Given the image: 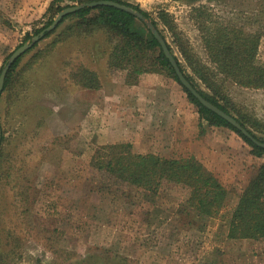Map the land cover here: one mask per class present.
Returning a JSON list of instances; mask_svg holds the SVG:
<instances>
[{"label":"rangeland","instance_id":"374dc122","mask_svg":"<svg viewBox=\"0 0 264 264\" xmlns=\"http://www.w3.org/2000/svg\"><path fill=\"white\" fill-rule=\"evenodd\" d=\"M51 1L0 0V70L10 53L47 20ZM124 1L150 13L188 72L178 43L208 63L193 13L202 6L212 20L261 32L257 61L264 65V0ZM59 5L78 3L62 0ZM161 12L174 26V34L157 16ZM26 33L31 36L23 41ZM48 40H39L20 66ZM108 51L102 34L68 39L24 71L10 96L1 92L0 263L116 264L83 261L114 254L124 264H264V241L227 237L232 206L262 161L228 128L198 119L203 123L200 132L210 129L227 150L233 153L234 145H239L240 165L230 168L229 176L222 175L220 183L229 198L215 217L201 219L182 212L188 190L178 184L163 183L151 202L134 191L122 196V187L111 183L104 187L105 177L89 166L99 147L130 143L135 153L152 151L170 158L165 137L170 105L181 103V98L188 105L184 110L197 114L166 73L130 76L125 70H109ZM78 67L94 71L100 86L87 89L75 84L70 73ZM199 86L208 91L200 82ZM222 90L236 109L264 121V89L224 81ZM142 123L158 132L148 140L151 144L139 136Z\"/></svg>","mask_w":264,"mask_h":264},{"label":"trees","instance_id":"16d2710c","mask_svg":"<svg viewBox=\"0 0 264 264\" xmlns=\"http://www.w3.org/2000/svg\"><path fill=\"white\" fill-rule=\"evenodd\" d=\"M61 1L50 2L46 10L47 20L41 27L34 29V34L49 25L54 15L67 6L59 5ZM91 1L97 0H77V3ZM113 1L139 11L157 28V22L149 12L124 0ZM193 13L202 34V44L208 63H202L190 49L178 43L185 62L184 66L190 72L186 71L174 56L178 66L186 79L206 100L235 117L256 140L264 143V121L255 119L241 109H236L222 90L224 81L244 88L264 89V65L257 61L262 33L247 31L242 26L230 22L212 20L210 13L203 6L194 8ZM157 16L174 34L175 28L166 14L161 12ZM158 31L162 35L159 29ZM94 34H102L109 44L106 61L109 70H125L130 76L143 72L166 73L182 88L187 100L195 106L199 119L205 120L209 126H221L233 131L249 147L251 155L262 159L256 167V172L232 206L227 237L264 241V148L254 144L224 119L202 106L180 84L156 39L145 25L130 13L112 6L98 5L85 6L64 15L52 31L44 33L41 40H49L42 48L32 53L29 60L20 66L22 57L34 49L37 44L35 43L12 63L4 79L2 94L10 96L14 91L15 83H21L24 71L45 58L57 45L71 38ZM30 36L26 33L23 41ZM168 48L172 52L169 46ZM70 78L75 84L87 89H97L100 86L95 72L85 67H78L71 72ZM198 81L208 91L200 88ZM3 142L2 131L0 156ZM89 166L105 177L104 187H112L109 183L122 187L119 194L125 197H129L131 191L140 193L144 196L145 202H151L150 199L161 191L163 183L184 186L188 190V196L183 202L182 212L196 218L217 216L229 198V192L220 181L193 157L164 158L153 153H134L129 143L120 142L99 147L91 156ZM106 191L116 193L109 188ZM89 258L95 263L105 259L106 262L115 260L116 264H124V259L114 254L94 255L83 261L87 262Z\"/></svg>","mask_w":264,"mask_h":264},{"label":"crops","instance_id":"0c3cea01","mask_svg":"<svg viewBox=\"0 0 264 264\" xmlns=\"http://www.w3.org/2000/svg\"><path fill=\"white\" fill-rule=\"evenodd\" d=\"M180 102L173 106L170 105V128H167L165 132L166 141L169 140L167 144L170 145V158L193 157L219 181L223 180L222 175L229 176L230 168H237L240 165L239 154H237L239 152L238 143L234 145L235 151L232 153L227 150L228 145L222 142L220 136L219 140L213 138L214 132L210 129L205 128V131L200 132V126L203 128V123L198 120V115L196 112L184 110V107L188 105L183 99L180 98ZM173 109H175V113L172 112ZM157 134L158 132L151 127L149 129L142 123L139 136L144 138V141H152L154 137H157ZM151 141L147 143L151 144ZM130 145L133 147L132 144ZM147 153L155 154L152 151L139 154ZM176 153H180V155H176ZM164 158L169 157L164 156Z\"/></svg>","mask_w":264,"mask_h":264},{"label":"water","instance_id":"95a60500","mask_svg":"<svg viewBox=\"0 0 264 264\" xmlns=\"http://www.w3.org/2000/svg\"><path fill=\"white\" fill-rule=\"evenodd\" d=\"M98 5H107V6H112L118 9H121L125 12L130 13L133 15L136 19L140 20L145 27L150 31L152 36L156 39L158 42L163 55L165 58L168 60L171 68L173 69L176 77L178 78V81L180 84L189 91V93L206 109L210 110L211 112L215 113L222 119H224L227 123H229L232 127L235 129L239 130L246 138L251 140L254 144L261 146L264 148V143L259 142L256 140L246 128H244L237 120L235 117L232 115L224 112L222 109L219 107L215 106L208 100H206L198 91L195 87L192 86V84L186 79L184 73L181 71L180 67L178 66V63L174 57V54L169 50L168 45L165 41V39L162 37V35L159 33L158 29L154 26V24L150 21V19L144 17L139 11L133 9L130 6L118 3L113 0H97V1H91L83 4H78V5H72V6H66L62 8L57 14L54 16L52 21L50 22L49 25H47L45 28H43L41 31H39L37 34L33 35L30 40L25 41L21 45H19L17 48H15L10 55L7 57L4 65L2 66L0 70V94L3 89L4 85V79L6 76L7 71L9 70L10 66L12 63L19 57L21 56L25 51L30 49L35 43H37L39 40H41L44 36L45 32H50L52 31L56 25L59 23L61 18L71 12H74L82 7H94ZM0 141H1V128H0Z\"/></svg>","mask_w":264,"mask_h":264}]
</instances>
